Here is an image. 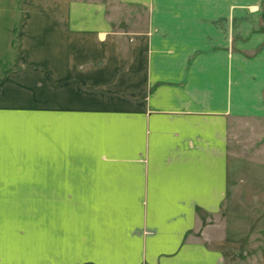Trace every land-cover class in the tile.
<instances>
[{"label": "crops", "instance_id": "obj_1", "mask_svg": "<svg viewBox=\"0 0 264 264\" xmlns=\"http://www.w3.org/2000/svg\"><path fill=\"white\" fill-rule=\"evenodd\" d=\"M111 3L0 0V264H228L203 222L264 121V0Z\"/></svg>", "mask_w": 264, "mask_h": 264}, {"label": "rangeland", "instance_id": "obj_2", "mask_svg": "<svg viewBox=\"0 0 264 264\" xmlns=\"http://www.w3.org/2000/svg\"><path fill=\"white\" fill-rule=\"evenodd\" d=\"M122 12L145 14L143 10L126 7ZM228 151V194L220 213L203 223L215 226L214 230L204 232L211 239H220L216 244L231 264L233 251L249 253L254 242L264 246V182H258L264 179V121L238 119L230 124ZM232 237L236 240L232 241Z\"/></svg>", "mask_w": 264, "mask_h": 264}, {"label": "water", "instance_id": "obj_3", "mask_svg": "<svg viewBox=\"0 0 264 264\" xmlns=\"http://www.w3.org/2000/svg\"><path fill=\"white\" fill-rule=\"evenodd\" d=\"M263 18H264V15H263Z\"/></svg>", "mask_w": 264, "mask_h": 264}]
</instances>
